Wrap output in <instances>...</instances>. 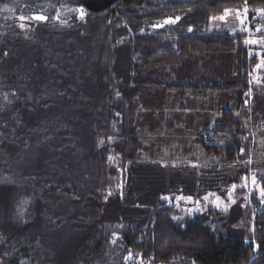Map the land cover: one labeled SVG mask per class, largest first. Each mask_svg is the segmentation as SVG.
I'll use <instances>...</instances> for the list:
<instances>
[{
  "label": "trees",
  "instance_id": "trees-1",
  "mask_svg": "<svg viewBox=\"0 0 264 264\" xmlns=\"http://www.w3.org/2000/svg\"><path fill=\"white\" fill-rule=\"evenodd\" d=\"M45 1L46 20L1 23ZM1 4L0 264H125L127 255L150 264H264L256 196L193 218L174 207L180 197L222 198L250 174L251 133L237 114L264 110V87L248 78L254 47L243 32L208 25L226 9L245 8L253 19L264 0H117L99 13L83 0ZM56 11L64 23H52ZM226 55L232 79L204 77L202 61ZM193 62L196 71L164 89L236 93V109L218 110L175 162L139 158L137 96L162 71Z\"/></svg>",
  "mask_w": 264,
  "mask_h": 264
},
{
  "label": "rangeland",
  "instance_id": "rangeland-1",
  "mask_svg": "<svg viewBox=\"0 0 264 264\" xmlns=\"http://www.w3.org/2000/svg\"><path fill=\"white\" fill-rule=\"evenodd\" d=\"M6 5L1 4L0 9L6 10ZM112 7V6H111ZM110 7V8H111ZM52 8L50 2L45 1L35 13L29 17L17 15L5 20L1 23L13 22L20 28H24L30 21L42 22L43 20L33 19L34 16H44V13ZM57 10V9H56ZM77 20H84L85 12L79 8H75ZM247 9L229 10L227 14H222L224 19H211L208 25L209 30H227L231 32H243L247 35V41H256V43H247L254 47L252 53L255 55L256 64L249 73L250 83L256 87H264V12H255L253 19H248ZM24 17L26 19L21 20ZM52 23H64L59 20L57 11L53 16ZM166 21H175L172 19L165 20L158 27H161ZM171 23V22H170ZM23 24V27H21ZM227 56V55H226ZM220 58H209L202 61L199 65L200 72L204 77L218 76L223 80H231L233 76L234 66L230 56ZM192 64H195L194 66ZM191 65H183L176 68H170L162 71L154 77L155 88L142 91L136 98L135 123L139 131L140 151L139 158L155 159L162 157L164 150H169V158L183 156L184 154V135L192 136L205 126L212 124L213 116L225 106L236 109V93L235 94H213V93H186L184 95L170 92L164 89L163 85L173 83L188 73H193L196 62ZM257 65H260L258 68ZM6 101V96L0 93V107ZM257 108V107H256ZM253 109L245 112L240 111L237 114L238 119L250 133L256 126H264L261 123L264 117V110L256 111ZM195 126V127H194ZM191 127H194L193 129ZM188 130V131H187ZM191 138V137H190ZM191 143V142H190ZM187 143V145H190ZM144 151V153H142ZM195 162V161H193ZM192 161L189 165L194 166ZM250 172L247 179L242 184L232 187L226 192L224 197L215 194H207L202 199L193 200L191 198H177L174 201V207L183 212V217L193 218L204 211H216L225 213L240 197L243 204L249 203V196H256L260 200L261 206L264 208V197L261 196V190L264 189V163H247ZM252 168V169H251ZM208 168H204L205 172ZM226 174L231 175L232 170L224 168ZM255 178L256 183L252 180ZM237 189L238 193H235ZM245 192V193H244Z\"/></svg>",
  "mask_w": 264,
  "mask_h": 264
},
{
  "label": "flooded vegetation",
  "instance_id": "flooded-vegetation-1",
  "mask_svg": "<svg viewBox=\"0 0 264 264\" xmlns=\"http://www.w3.org/2000/svg\"><path fill=\"white\" fill-rule=\"evenodd\" d=\"M253 150L252 161L264 163V126H256L251 132Z\"/></svg>",
  "mask_w": 264,
  "mask_h": 264
},
{
  "label": "water",
  "instance_id": "water-1",
  "mask_svg": "<svg viewBox=\"0 0 264 264\" xmlns=\"http://www.w3.org/2000/svg\"><path fill=\"white\" fill-rule=\"evenodd\" d=\"M117 0H83L84 5L91 11L99 13L110 8Z\"/></svg>",
  "mask_w": 264,
  "mask_h": 264
},
{
  "label": "snow or ice",
  "instance_id": "snow-or-ice-1",
  "mask_svg": "<svg viewBox=\"0 0 264 264\" xmlns=\"http://www.w3.org/2000/svg\"><path fill=\"white\" fill-rule=\"evenodd\" d=\"M228 11H229V10L226 9V10H225V14H227ZM257 11H258V12H264V9H258ZM20 19H21V20H24V19H26V18L21 17ZM33 19H36V20H46L47 17H45V16H34ZM213 19H215V18H213ZM219 19H224V17L221 16V17H219ZM170 22H174V21H166V23H170ZM21 27H23V24H21ZM246 43H256V41H254V40H252V41H246ZM257 67L259 68L260 65H257ZM110 159H111V158H110ZM252 182H253V184L256 183L255 178H253ZM261 196L264 197V189L261 190Z\"/></svg>",
  "mask_w": 264,
  "mask_h": 264
},
{
  "label": "built area",
  "instance_id": "built-area-1",
  "mask_svg": "<svg viewBox=\"0 0 264 264\" xmlns=\"http://www.w3.org/2000/svg\"><path fill=\"white\" fill-rule=\"evenodd\" d=\"M125 264H150L148 262L144 263L140 258H135L132 255H127L125 258Z\"/></svg>",
  "mask_w": 264,
  "mask_h": 264
},
{
  "label": "crops",
  "instance_id": "crops-1",
  "mask_svg": "<svg viewBox=\"0 0 264 264\" xmlns=\"http://www.w3.org/2000/svg\"><path fill=\"white\" fill-rule=\"evenodd\" d=\"M195 127V126H194ZM194 127H191L192 129L194 128ZM188 131V130H187ZM193 136V135H192ZM192 136H187L186 134L184 135V142L185 141H187V140H189L188 142H192V143H194L193 141H192V138H190V137H192ZM171 149V148H170ZM169 149V150H170ZM168 150V154L167 155H165L166 154V152L164 153V154H162V158L163 159H161V160H165L164 158H167V159H169V161H173V162H175L176 160H177V158L175 157L174 159L173 158H169V155H170V151Z\"/></svg>",
  "mask_w": 264,
  "mask_h": 264
}]
</instances>
